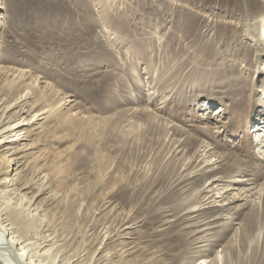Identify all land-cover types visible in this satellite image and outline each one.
Returning a JSON list of instances; mask_svg holds the SVG:
<instances>
[{"label": "rangeland", "instance_id": "rangeland-1", "mask_svg": "<svg viewBox=\"0 0 264 264\" xmlns=\"http://www.w3.org/2000/svg\"><path fill=\"white\" fill-rule=\"evenodd\" d=\"M17 99L0 218L41 263L264 264V0H0Z\"/></svg>", "mask_w": 264, "mask_h": 264}, {"label": "bare ground", "instance_id": "bare-ground-1", "mask_svg": "<svg viewBox=\"0 0 264 264\" xmlns=\"http://www.w3.org/2000/svg\"><path fill=\"white\" fill-rule=\"evenodd\" d=\"M131 23H129V26ZM26 101L17 99L14 106L19 110L13 118L11 115H6L2 121H0V150L7 149L10 152V157L7 159L6 165L0 164V173H7L11 166L17 165L16 170L24 165L26 162L22 160L23 154L28 150L31 142V136L34 134V130L41 126L40 121H37L36 114L32 115L30 119L25 122V119L21 120V115L25 113L23 107L26 105ZM10 104L3 107L5 112L10 108ZM41 114H45L42 112ZM47 118V115L43 117ZM36 125H39L36 127ZM7 145V146H6ZM20 170L18 171V173ZM17 173V175H18ZM5 179V178H4ZM15 180V179H14ZM13 183V182H12ZM18 185V184H17ZM29 188V184L25 185ZM24 188V187H23ZM26 188V187H25ZM26 190V189H25ZM42 191V189H40ZM30 192V191H29ZM35 196V195H34ZM2 213V212H1ZM181 236L178 235L177 238ZM182 239V238H181ZM201 242V240L199 241ZM198 243V241H197ZM139 250V249H137ZM135 253V252H134ZM205 257V256H204ZM200 262L193 264H206V258H200ZM0 262L3 264H43L41 260L36 258L33 253L30 252L20 241L17 236L10 231L3 220L0 218ZM206 262V263H205ZM209 262V261H208ZM208 264V263H207Z\"/></svg>", "mask_w": 264, "mask_h": 264}]
</instances>
